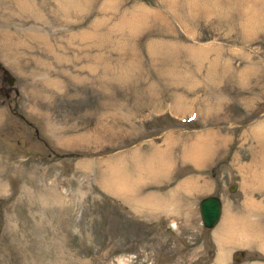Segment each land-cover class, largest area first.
I'll return each mask as SVG.
<instances>
[{"label": "rangeland", "instance_id": "obj_1", "mask_svg": "<svg viewBox=\"0 0 264 264\" xmlns=\"http://www.w3.org/2000/svg\"><path fill=\"white\" fill-rule=\"evenodd\" d=\"M30 1L0 0V264H264V0Z\"/></svg>", "mask_w": 264, "mask_h": 264}, {"label": "bare ground", "instance_id": "obj_2", "mask_svg": "<svg viewBox=\"0 0 264 264\" xmlns=\"http://www.w3.org/2000/svg\"><path fill=\"white\" fill-rule=\"evenodd\" d=\"M13 2L16 4V6L18 5V7L17 8H20L21 10H23V11H26V10H29L31 7H32V2L30 1V0H13ZM14 5V4H13ZM147 12V11H146ZM133 18H136V16H134ZM11 49V48H10ZM7 50H8V48H7ZM260 125V124H259ZM258 128V127H257ZM256 130H259V129H256ZM259 132H262V130L261 131H259ZM260 135V134H259ZM258 135V136H259ZM200 143V142H199ZM201 144V143H200ZM197 145V144H196ZM206 145V144H205ZM195 146V145H194ZM197 147V146H196ZM200 147V146H199ZM195 149V148H194ZM202 149H204V148H202ZM206 150V149H205ZM194 152V151H193ZM199 152H200V150H199ZM203 152V151H202ZM187 153V152H186ZM189 154V153H188ZM186 155V154H185ZM204 155H205V153H204ZM196 156V155H195ZM203 156V155H202ZM162 158V157H161ZM165 162V161H164ZM167 165V164H166ZM160 166H162V165H160ZM161 169H162V167H161ZM116 182H117V188L120 186L121 188H122V191L121 192H124L125 194H130V193H128V192H125V191H128L129 190V186H128V183L125 181V180H122L121 178H118L117 177V179H116ZM131 184H132V182H131ZM187 184V183H186ZM261 185H264V182L263 183H260ZM130 185V184H129ZM133 185V184H132ZM109 186L111 187L112 185L111 184H109ZM133 187V186H132ZM120 188V189H121ZM130 188H131V186H130ZM130 191H132V192H134V188H133V190H130ZM176 192H177V190H176ZM179 192V191H178ZM135 194V193H134ZM136 195V194H135ZM128 196V195H127ZM125 197H126V195H125ZM130 197V196H129ZM150 201V200H149ZM176 204V203H175ZM244 217H246V216H244ZM244 217H243V219H244ZM234 219V218H233ZM245 220V219H244ZM233 222H235L234 220H232V222L230 221V216H225V220L223 221V223H224V225L222 226V230L224 231V232H228V234H230L229 235V239L231 238V239H233V241H236V237H235V235L234 234H232L231 235V230H230V227H232V223ZM241 222H242V220H241ZM246 224V223H245ZM245 224H241L240 225V227H241V229H245L246 228V226H244ZM246 225H248V224H246ZM250 226H251V224H250ZM249 227V226H248ZM247 227V228H248ZM254 228V227H253ZM240 229V230H241ZM245 231V230H244ZM246 231H249V230H246ZM228 234H227V236H228ZM249 234V233H248ZM259 232L256 230L255 232H253V235L250 233L249 235L251 236V237H259ZM234 235V236H233ZM241 235H243L244 236V233L241 231ZM245 235H247V234H245ZM261 235V234H260ZM219 236H222V237H225L226 238V240H228L229 241V243H230V240L229 239H227V237H226V234H221V235H219ZM232 236H233V238H232ZM248 236V235H247ZM261 237V236H260ZM246 238V237H245ZM223 239V238H222ZM221 239V240H222ZM251 239V238H250ZM220 240V241H221ZM239 241H242V239H238ZM223 241V240H222ZM254 241V240H253ZM228 243V242H227ZM228 243V244H229ZM226 244V243H225ZM227 244V245H228ZM220 262H222L221 260H220Z\"/></svg>", "mask_w": 264, "mask_h": 264}, {"label": "water", "instance_id": "obj_3", "mask_svg": "<svg viewBox=\"0 0 264 264\" xmlns=\"http://www.w3.org/2000/svg\"><path fill=\"white\" fill-rule=\"evenodd\" d=\"M233 186L231 185L230 189ZM200 221L204 227H212L220 214V200L218 196L210 194L200 198L198 201Z\"/></svg>", "mask_w": 264, "mask_h": 264}, {"label": "flooded vegetation", "instance_id": "obj_4", "mask_svg": "<svg viewBox=\"0 0 264 264\" xmlns=\"http://www.w3.org/2000/svg\"><path fill=\"white\" fill-rule=\"evenodd\" d=\"M13 79L8 74L7 69L0 63V94L5 92V95L8 94L6 90L12 87Z\"/></svg>", "mask_w": 264, "mask_h": 264}]
</instances>
